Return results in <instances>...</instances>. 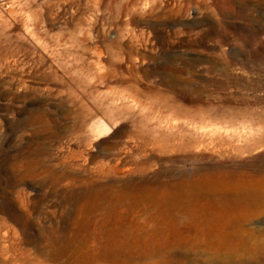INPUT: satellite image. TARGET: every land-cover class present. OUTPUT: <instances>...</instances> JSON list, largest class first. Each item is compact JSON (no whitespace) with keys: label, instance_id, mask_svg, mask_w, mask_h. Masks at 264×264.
I'll list each match as a JSON object with an SVG mask.
<instances>
[{"label":"rangeland","instance_id":"obj_1","mask_svg":"<svg viewBox=\"0 0 264 264\" xmlns=\"http://www.w3.org/2000/svg\"><path fill=\"white\" fill-rule=\"evenodd\" d=\"M262 230L264 0H0V264H264Z\"/></svg>","mask_w":264,"mask_h":264},{"label":"bare ground","instance_id":"obj_2","mask_svg":"<svg viewBox=\"0 0 264 264\" xmlns=\"http://www.w3.org/2000/svg\"><path fill=\"white\" fill-rule=\"evenodd\" d=\"M259 168V167H258ZM257 168V169H258ZM262 169H263V167H262ZM232 174H233V171H232ZM249 177V176H248ZM233 179V178H232ZM262 179V178H261ZM263 180V179H262ZM262 180H258V183H263V181ZM257 182V181H256ZM245 183V182H244ZM255 184V183H254ZM186 187V186H185ZM245 187V186H244ZM207 190V189H206ZM186 191V190H185ZM250 193V192H249ZM255 193V192H254ZM239 194V193H238ZM236 195V194H235ZM245 195V194H244ZM254 197V196H253ZM121 199V198H120ZM260 199V198H259ZM233 200V199H232ZM243 200V199H242ZM122 201V200H121ZM238 201V200H237ZM249 202H251V201H249ZM263 202V201H262ZM241 203V202H240ZM253 203V202H252ZM123 204V203H122ZM210 205H211V208L212 209H214V210H216V211H218L219 213H222L221 211L222 210H224L225 211V205L222 203V202H220L219 200H215V201H212V202H210ZM250 208V207H249ZM249 208H248V210H249ZM260 208V207H259ZM156 209V208H155ZM151 210V209H150ZM152 211V210H151ZM152 212H154V211H152ZM250 212V211H249ZM237 213V212H236ZM253 213V212H252ZM155 214V213H154ZM199 214V213H198ZM157 215V214H156ZM250 215V214H249ZM150 216H152V215H150ZM165 216V215H164ZM228 217V216H227ZM237 217V216H236ZM146 218V217H145ZM111 219V218H110ZM149 219V218H148ZM112 220V219H111ZM114 220V219H113ZM197 220H199V219H197ZM226 220V219H225ZM232 220V219H231ZM240 220V219H239ZM213 221V220H212ZM120 222V221H119ZM135 222V221H134ZM133 222V223H134ZM189 222H190V220H189ZM236 222V221H235ZM243 223H244V221H242ZM157 223H158V221H157ZM182 223H183V221L181 220V219H179V218H172L171 220H169V222L167 223L168 225H166V227L165 228H163V227H161V226H158V225H155L152 229H151V231L149 230V231H147L146 233H145V237H143V240L147 243V244H149V243H155V242H160V241H162V239L164 240V241H166V235L169 233V231H172L173 229L175 230V233H177L178 235H181L182 234V232L184 233V234H186L187 236L188 235H191V234H193V232H192V229H190V228H183L182 226ZM242 223V224H243ZM110 224V223H109ZM216 224V223H215ZM227 224L228 225H230L229 224V222L228 223H226V222H224L223 224H221L219 227H218V234L217 235H219V236H222L223 234H224V231H225V229H226V227H227ZM151 226V225H150ZM128 227V226H127ZM149 227V226H148ZM123 228V227H122ZM194 228H196L195 229V232H194V235H197L198 233H201V234H203V236H208V234H210V233H208V234H205L204 233V231L202 230V228H200V227H194ZM229 227H227V229H228ZM239 228V227H238ZM120 229V228H119ZM216 229V228H215ZM209 230H211V227H209ZM127 231V230H126ZM131 231V230H130ZM256 231V230H255ZM262 231H264V230H262ZM261 231V232H262ZM107 233V247L108 246H110V247H112V248H124V249H126V247L127 246H131L132 244H136V242H139L140 240H142V239H140V238H142V237H135V241L134 242H130L126 237L125 238H119L118 236V232H113V231H108V232H106ZM131 233V232H130ZM174 233V234H175ZM246 233H248V232H246ZM133 234V233H132ZM131 235V234H130ZM123 236V235H122ZM164 236V237H163ZM224 236V235H223ZM248 236V235H247ZM200 237H201V235H200ZM199 237V238H200ZM262 237V236H261ZM196 238V237H195ZM220 238V237H219ZM210 239V238H209ZM251 239V238H250ZM256 240V239H255ZM168 241V240H167ZM254 241V240H253ZM143 242V241H142ZM202 242V241H201ZM205 242H207V241H205ZM255 242H257V241H255ZM99 243V242H98ZM132 243V244H131ZM161 243V242H160ZM250 243V242H249ZM104 244V243H103ZM210 245V244H209ZM135 246V245H134ZM133 246V247H134ZM206 246V245H205ZM254 246V245H253ZM257 246V245H256ZM163 247V246H162ZM135 248H136V246H135ZM226 247H224V249H225ZM258 248V247H257ZM99 249V248H98ZM137 249H135V251H136ZM138 250H139V248H138ZM165 250V249H164ZM219 250V249H218ZM226 250V249H225ZM235 250V249H234ZM128 251V250H127ZM156 251V250H155ZM154 251V252H155ZM120 252V251H119ZM218 252V251H217ZM108 253V252H107ZM133 254H134V252H132ZM150 253V252H149ZM224 252H222V254H223ZM115 254V253H114ZM151 254V253H150ZM149 254V255H150ZM221 254V253H220ZM107 255V254H106ZM112 255V254H111ZM140 255V254H139ZM148 255V256H149ZM103 256V255H102ZM119 256V255H118ZM117 256V257H118ZM126 256V255H125ZM136 256V255H135ZM186 256V255H185ZM99 257V256H98ZM123 257V256H122ZM137 257H138V255H137ZM136 257V258H137ZM144 257V256H143ZM151 257V256H150ZM105 258V257H104ZM120 258V257H119ZM125 258V257H124ZM130 258V257H129ZM135 258V257H134ZM159 258V257H158ZM181 258V257H180ZM127 259H128V256H127ZM153 259V258H152ZM112 260V259H111ZM137 260V259H136ZM114 264H128V263H126V262H121V261H118V260H115V258H114ZM144 261V260H143ZM148 261V260H147ZM158 261V262H157ZM120 262V263H119ZM100 263V262H99ZM156 263H159V264H181V262H179V260L178 259H176L173 255H171V254H169L165 259H161V260H156V261H154V263H139V262H134V264H156ZM111 264V263H110ZM132 264V263H131Z\"/></svg>","mask_w":264,"mask_h":264}]
</instances>
